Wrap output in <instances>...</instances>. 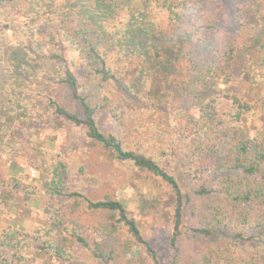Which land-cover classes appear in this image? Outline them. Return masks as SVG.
Returning a JSON list of instances; mask_svg holds the SVG:
<instances>
[{"label": "trees", "instance_id": "obj_1", "mask_svg": "<svg viewBox=\"0 0 264 264\" xmlns=\"http://www.w3.org/2000/svg\"><path fill=\"white\" fill-rule=\"evenodd\" d=\"M36 2L0 0V10L21 14L15 22L0 23V152L7 153L6 172L11 173L5 179L0 172V190L39 193L48 217L30 231L0 228V264H32L35 257L40 264H146L137 261L142 248L150 256L147 264H162L117 188L104 192V180L61 152L46 167L34 163L27 153L35 134L32 119L55 128L52 115L109 154L113 166L125 173V184L140 195L141 214L162 215L171 224L168 264H264V93L257 105L224 91L234 80L237 45L229 29L210 18L218 17L225 2L77 0L47 14ZM160 13L165 19L154 21ZM244 13L237 6L240 25ZM125 15L142 16L141 22L121 32ZM9 33H17L18 43H8ZM122 50L129 55H121ZM175 57L183 61L181 95L166 99L164 76ZM124 58L140 64L128 69ZM110 82L125 93L138 92L143 107L114 102L105 89ZM57 86L69 93L76 111L54 94ZM257 110L259 127L249 121ZM171 117L176 135L187 143L188 188L145 152ZM43 143L49 147L40 151L45 157L54 145ZM19 144L28 150L30 167L38 170L35 183L17 177L22 167L10 150ZM140 173L154 181L155 190L135 178ZM162 186L168 200L160 196ZM219 229L234 232L238 241L244 240L243 229L260 233V251L230 242Z\"/></svg>", "mask_w": 264, "mask_h": 264}, {"label": "rangeland", "instance_id": "obj_2", "mask_svg": "<svg viewBox=\"0 0 264 264\" xmlns=\"http://www.w3.org/2000/svg\"><path fill=\"white\" fill-rule=\"evenodd\" d=\"M37 5H42L45 7L43 9L38 6L40 11L48 13L47 10L50 8L55 9L57 5L64 6L65 4H70L77 2V0H36ZM225 6L223 9L218 10V17H211L210 20L212 23L227 27L235 39L237 45V54L235 62V76L233 82L224 88V91L237 92L249 100H254L260 105V99L264 93V69L261 66L262 61L264 60V0H223ZM237 6L243 7L245 13L241 15L243 19V25H240L235 19V12ZM228 11V14L225 13ZM146 12V11H145ZM138 13V12H136ZM135 13V14H136ZM8 15V16H7ZM21 15L20 11L16 9H11L8 12L0 10V23L4 21H16L14 17ZM46 16H43L45 18ZM154 21L162 22L163 15L160 13L154 16ZM142 16H139L135 19L129 18L127 15L123 17L121 23L122 28L121 32L125 30V26L136 22H141ZM165 19V17H164ZM20 22H23V17L20 18ZM17 23L13 24L15 27ZM18 27V26H17ZM21 27V26H19ZM29 28H26V30ZM37 29V28H36ZM25 35V34H24ZM19 36L16 34H8V43L16 44L18 43ZM129 55L128 52L122 50L121 55ZM76 55V54H74ZM125 65L128 69H132L137 64H140L139 59L130 58L125 59ZM131 62V63H129ZM169 67L165 72L164 79L165 84L168 90L164 98H170L172 95L174 97H179L181 95V87L179 80L182 77L183 72V61L178 57L171 59L169 62ZM129 76V75H128ZM105 89L107 93L112 97L114 102H117L119 105H122L126 102L133 105L135 108H142L143 104L139 102L136 93H125L121 87L116 85L113 82L106 83ZM54 94L61 99V101L71 110L76 111L77 104L71 100L69 93L62 87L57 86L54 89ZM33 97V95H32ZM146 97V96H145ZM165 99V101H166ZM37 100V99H36ZM173 100L182 105L181 101L178 98H173ZM38 107L43 112L44 106L42 102L38 101ZM165 103V102H162ZM192 110V109H191ZM29 111H32L30 108ZM193 111V110H192ZM31 112H29L30 114ZM49 115V114H48ZM261 112L257 110L249 118V121L253 123L256 127L261 125ZM33 114L28 117L27 122H30V118ZM49 119L53 121L56 125L53 127H45V121H35V134H32L30 140H28L27 145L28 150L24 149L22 144H19V147L10 152L15 153L16 163L22 168H18L17 177L25 182L35 183V179L38 176V170L30 167L29 162L26 159L27 154L33 159L34 163H38L39 167H46L49 159L54 156L55 153L61 152L66 156H71L75 158V161L78 164L85 165L87 170L95 176H99L104 180L102 190L104 192L112 190L114 187L117 188V194L119 197L125 198L128 201V208L130 215L135 217L138 223L140 224L142 231L144 233L147 241L155 249L159 261L162 264H168L171 260L172 249L169 243L170 235L172 232L171 224L166 222V219L162 217L155 218L152 214L143 215L140 213L138 208V199L140 195L135 192L134 189L129 188L124 179L126 178L123 171L117 170L113 166V161L111 160L109 154L102 148L100 145L92 144L90 141H86L83 133L78 128H70L64 121L57 119L55 116H51ZM177 122L174 119L170 118V125L167 129H159L160 133L151 141V144H148L145 148L147 155L152 156L154 159L161 162L163 167L168 171L174 174L177 179L180 181L183 188H188L191 181V174L189 168V158L187 143L175 133V128ZM245 126V125H244ZM156 137V138H155ZM33 138V139H31ZM43 140H49L54 145V149L49 150V154L43 156L40 151L47 150L49 147L43 143ZM32 147V148H31ZM5 149V148H4ZM20 149V150H19ZM3 151H8L5 149ZM21 151V154H19ZM9 152V151H8ZM45 159V160H44ZM112 161V163H111ZM9 164V159L7 158L6 152H0V172L2 177L5 179L9 177L11 173L6 172V165ZM126 169H131L130 165H125ZM35 178V179H34ZM135 178H138L143 186L151 187L155 190L154 181L148 176L135 175ZM123 186L121 188L120 186ZM159 184V183H158ZM38 192L40 188L38 186ZM167 188L162 186L160 196L162 200H168ZM44 204L45 200L38 193L34 196H28L20 192H15L10 190L8 187H5L0 190V228L12 226L23 231H30L37 224L45 222L48 217L44 213ZM160 213L157 214V216ZM218 233L225 237L230 242H238L241 245L248 247L249 249H254L255 251H260L261 241L263 236L258 233L248 229H243L241 233L243 234L244 240H239L234 238L232 233H226L225 231L219 229ZM232 236V237H231ZM141 259H137L141 263H149L150 259L149 254L143 248L141 249ZM40 259L35 257L32 264H40ZM69 264V263H66ZM219 264H226L220 262Z\"/></svg>", "mask_w": 264, "mask_h": 264}]
</instances>
